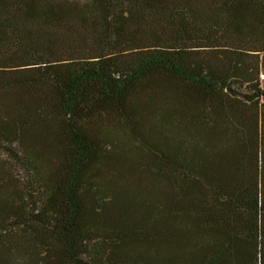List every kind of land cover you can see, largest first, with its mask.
Segmentation results:
<instances>
[{"label": "trees", "instance_id": "obj_1", "mask_svg": "<svg viewBox=\"0 0 264 264\" xmlns=\"http://www.w3.org/2000/svg\"><path fill=\"white\" fill-rule=\"evenodd\" d=\"M0 264H264V0H0Z\"/></svg>", "mask_w": 264, "mask_h": 264}]
</instances>
